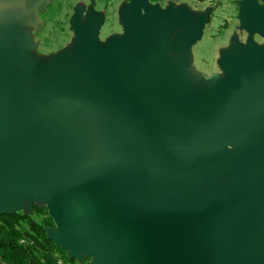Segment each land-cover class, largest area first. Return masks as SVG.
I'll list each match as a JSON object with an SVG mask.
<instances>
[{
    "label": "water",
    "instance_id": "obj_1",
    "mask_svg": "<svg viewBox=\"0 0 264 264\" xmlns=\"http://www.w3.org/2000/svg\"><path fill=\"white\" fill-rule=\"evenodd\" d=\"M50 1L0 0V215L45 205L56 225L47 238L78 262L264 264V54L234 56L229 97L213 94L175 137L182 122L164 124L168 100L202 24L168 22L156 38L147 0H128L130 67L114 53L101 64L88 12L87 29L71 22L79 66L40 72L20 30L36 28ZM238 15L248 33L264 31L256 0H239ZM227 129L237 144L220 150Z\"/></svg>",
    "mask_w": 264,
    "mask_h": 264
},
{
    "label": "rangeland",
    "instance_id": "obj_2",
    "mask_svg": "<svg viewBox=\"0 0 264 264\" xmlns=\"http://www.w3.org/2000/svg\"><path fill=\"white\" fill-rule=\"evenodd\" d=\"M238 1L147 0L142 5L143 14L154 25L156 38L165 33L168 22L199 21L202 24L200 36L188 48L186 63L180 70L183 83L168 100L164 124L182 122L175 137L191 133L194 122L201 116L204 102H209L213 94L229 97L238 78L237 71L229 66L234 56L240 61L251 62L264 54V31L258 29L250 34L240 27ZM256 2L264 6V0ZM127 3L128 0H51L44 5L38 12V26L20 30L21 38H30L34 44L29 56L37 70L44 72L53 62L61 63L66 59H70L74 68L79 66V43L71 22L76 18L87 29L88 12L93 13L98 26L97 49L101 64L105 65L109 55L114 53L120 57L122 66L130 67L127 51L136 43L130 16L125 12ZM231 119L227 114L220 126L227 127ZM227 130L228 137L220 150L234 148L237 144L234 131ZM201 156L193 153L187 159ZM17 214L39 223L45 235L46 230L56 228L43 204L25 203ZM47 218L51 221L46 222ZM62 251L63 258H67L66 252ZM91 261V257L85 256L79 262L72 259L76 264H90Z\"/></svg>",
    "mask_w": 264,
    "mask_h": 264
},
{
    "label": "trees",
    "instance_id": "obj_3",
    "mask_svg": "<svg viewBox=\"0 0 264 264\" xmlns=\"http://www.w3.org/2000/svg\"><path fill=\"white\" fill-rule=\"evenodd\" d=\"M20 240H26L27 244ZM54 254L65 257L39 223L17 213L0 215V260L4 264H54Z\"/></svg>",
    "mask_w": 264,
    "mask_h": 264
},
{
    "label": "built area",
    "instance_id": "obj_4",
    "mask_svg": "<svg viewBox=\"0 0 264 264\" xmlns=\"http://www.w3.org/2000/svg\"><path fill=\"white\" fill-rule=\"evenodd\" d=\"M20 243L27 244V241L26 240H20ZM67 259L60 257L59 255L54 254V264H76L75 262H70ZM0 264H4V263L0 260Z\"/></svg>",
    "mask_w": 264,
    "mask_h": 264
},
{
    "label": "crops",
    "instance_id": "obj_5",
    "mask_svg": "<svg viewBox=\"0 0 264 264\" xmlns=\"http://www.w3.org/2000/svg\"><path fill=\"white\" fill-rule=\"evenodd\" d=\"M184 1H187V0H184ZM196 2H198L199 3V0H195ZM227 5V4H226ZM230 5H228V7H229ZM233 10L234 11V8L233 7H230V10Z\"/></svg>",
    "mask_w": 264,
    "mask_h": 264
}]
</instances>
